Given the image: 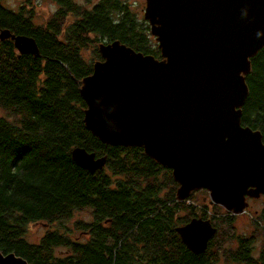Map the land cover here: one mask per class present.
<instances>
[{
	"label": "trees",
	"instance_id": "trees-1",
	"mask_svg": "<svg viewBox=\"0 0 264 264\" xmlns=\"http://www.w3.org/2000/svg\"><path fill=\"white\" fill-rule=\"evenodd\" d=\"M52 1L58 8L40 24L32 8L14 10L0 2V28L32 37L39 49L38 56L19 54L11 39L0 40V108L6 112L0 114V253L27 264H215L210 247L217 231L199 254L176 231L194 217H207L187 203L192 193L177 198L171 169L142 147L101 142L84 123L80 81L102 59L101 43L118 40L161 58L148 21L128 0H98L90 8ZM92 43L98 47L86 60L83 49ZM250 62L241 122L264 139V47ZM77 146L105 155V165L94 173L79 167L71 156ZM84 208L91 209L92 219L75 221L73 234L53 230L38 243L25 239L29 223L64 226ZM227 214L229 222L234 215ZM258 216L256 224L264 228V205ZM237 243L230 253L235 260L264 264V254L254 258L247 239ZM57 248L63 249L56 253Z\"/></svg>",
	"mask_w": 264,
	"mask_h": 264
},
{
	"label": "water",
	"instance_id": "water-1",
	"mask_svg": "<svg viewBox=\"0 0 264 264\" xmlns=\"http://www.w3.org/2000/svg\"><path fill=\"white\" fill-rule=\"evenodd\" d=\"M143 18L161 58L118 40L101 43L92 73L79 89L84 123L101 142L139 146L172 171L182 200L206 189L210 204L244 212L246 197L264 195V139L241 122L250 58L264 47V0H145ZM18 53L39 55L36 41L0 28ZM73 161L89 173L106 156L74 147ZM202 253L217 229L194 217L176 228ZM0 264H27L0 253Z\"/></svg>",
	"mask_w": 264,
	"mask_h": 264
},
{
	"label": "rangeland",
	"instance_id": "rangeland-1",
	"mask_svg": "<svg viewBox=\"0 0 264 264\" xmlns=\"http://www.w3.org/2000/svg\"><path fill=\"white\" fill-rule=\"evenodd\" d=\"M78 4L83 5L84 7L90 8L98 0H74ZM132 4L133 9L138 14V17L143 18V10L146 6L145 0H128ZM0 2L11 9L17 10L20 6H23L28 9L35 10V23H44L48 20L55 10L58 8V5L52 0H0ZM70 20H74L73 15L67 16ZM144 19V18H143ZM154 43L158 47L157 41L154 38ZM98 43H92L86 49H83L82 56L86 60H90L93 57V49L97 46ZM98 47V46H97ZM0 114L5 115L6 112L0 108ZM177 184L176 187H178ZM191 197L187 199L191 205L194 206V210L198 215L205 212L207 218L216 226L217 233L214 238L213 245L210 247L211 251L217 255L216 259L213 261L215 264H246L243 261L235 260V256H232L236 253V247L238 246V239L245 238L249 241L251 247L250 253L254 258H259L264 254V228L256 224V220L259 217V212L261 211L264 205V197L246 199L248 201V206L245 209L244 213L234 215L231 221H225V215L223 212L225 210L217 208L216 204H210L209 193L206 189H195L191 191ZM182 199V200H185ZM221 207V206H220ZM196 208V209H195ZM206 208V211L205 209ZM181 216H184L185 213L181 212ZM214 218V216H216ZM213 218V219H212ZM92 219V213L90 208H84L80 210H75L72 215L63 222L64 226L57 223H46L43 221L31 222L27 225L25 239L31 243H38L44 233L48 231L58 230L62 233H67L69 235L73 234V227L75 221L80 224L84 222L89 223ZM65 227V229L63 228ZM70 229V230H69ZM68 230L70 232H68ZM72 231V232H71ZM78 232H75L74 235H77ZM71 237V236H70ZM86 239V238H84ZM63 248H57L56 253H58ZM230 254V256H229ZM248 264V263H247Z\"/></svg>",
	"mask_w": 264,
	"mask_h": 264
},
{
	"label": "flooded vegetation",
	"instance_id": "flooded-vegetation-1",
	"mask_svg": "<svg viewBox=\"0 0 264 264\" xmlns=\"http://www.w3.org/2000/svg\"><path fill=\"white\" fill-rule=\"evenodd\" d=\"M262 196L264 197V195H260V197H262ZM251 198H253V197H249V196L246 197V199H251ZM246 201H247V200H246ZM247 203H248V201H247ZM218 206H219V205H218ZM219 207H220V206H219ZM219 207H218V208H219ZM220 209H222V207H220ZM222 210H223V209H222ZM226 214H227V212H226ZM229 214H230V213H228L227 215H229ZM230 215H233V214H230ZM211 223H212V222H211ZM212 224H213V223H212ZM213 226H214V224H213ZM215 227H216V226H215ZM216 229H217V228H216ZM212 237H213V236H212ZM211 239H212V238H211ZM211 239H210V240H211Z\"/></svg>",
	"mask_w": 264,
	"mask_h": 264
},
{
	"label": "built area",
	"instance_id": "built-area-1",
	"mask_svg": "<svg viewBox=\"0 0 264 264\" xmlns=\"http://www.w3.org/2000/svg\"><path fill=\"white\" fill-rule=\"evenodd\" d=\"M244 212H245V210H244ZM244 212H243V213H244Z\"/></svg>",
	"mask_w": 264,
	"mask_h": 264
},
{
	"label": "bare ground",
	"instance_id": "bare-ground-1",
	"mask_svg": "<svg viewBox=\"0 0 264 264\" xmlns=\"http://www.w3.org/2000/svg\"><path fill=\"white\" fill-rule=\"evenodd\" d=\"M227 212V211H226ZM229 213V212H228Z\"/></svg>",
	"mask_w": 264,
	"mask_h": 264
}]
</instances>
